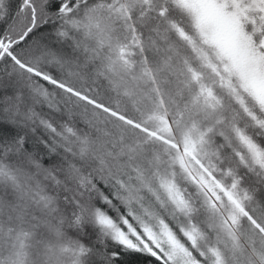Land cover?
<instances>
[{"label":"snow or ice","instance_id":"snow-or-ice-1","mask_svg":"<svg viewBox=\"0 0 264 264\" xmlns=\"http://www.w3.org/2000/svg\"><path fill=\"white\" fill-rule=\"evenodd\" d=\"M0 264H264V0H0Z\"/></svg>","mask_w":264,"mask_h":264}]
</instances>
